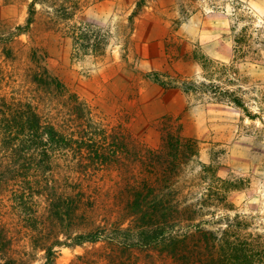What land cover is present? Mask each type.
I'll list each match as a JSON object with an SVG mask.
<instances>
[{"label": "rangeland", "instance_id": "rangeland-1", "mask_svg": "<svg viewBox=\"0 0 264 264\" xmlns=\"http://www.w3.org/2000/svg\"><path fill=\"white\" fill-rule=\"evenodd\" d=\"M32 1L0 0V94L31 99L70 142L33 184L0 189L8 254L44 264L43 244L65 240L48 205L55 190L82 193L70 233L104 235L56 247L54 264H227L224 231L264 256V0H37L29 31L8 41ZM43 69L64 95L34 82ZM191 82L235 91L255 118L186 94ZM145 183L165 200L166 245L138 244L130 206Z\"/></svg>", "mask_w": 264, "mask_h": 264}, {"label": "trees", "instance_id": "trees-1", "mask_svg": "<svg viewBox=\"0 0 264 264\" xmlns=\"http://www.w3.org/2000/svg\"><path fill=\"white\" fill-rule=\"evenodd\" d=\"M37 0H33L28 9V17L24 26H17L15 32L11 31L8 41L17 35L26 33L31 28L36 14ZM139 6V4H138ZM247 40L251 36H246ZM243 33L238 36L236 43L237 53L241 51L243 41L246 40ZM6 39L0 38V42ZM6 58L13 57V52L10 48L3 50ZM227 70V67L223 68ZM237 79L238 74H227ZM34 82L38 86L48 89V91L59 92L64 95L67 91L63 83L48 73L47 70L38 71L33 76ZM232 79L229 80V82ZM182 90L186 93H194L202 91V93L210 92L219 102H224L233 105L247 115L248 118L254 119L249 112V107L243 97L235 91L224 89L223 87L202 82L199 85L195 82L184 83ZM76 106L75 110L81 109V104L73 98ZM38 108L31 99L20 100L14 96L0 94V189L10 181L17 177H24L21 181L26 184H33L34 173L47 172L53 167V159L60 151L66 150V145L69 144V138L60 132L53 124L43 120L38 113ZM49 184V183H48ZM54 188V187H53ZM52 188V189H53ZM154 188H150L146 183L133 190V200L131 202V211L139 217L141 225L136 229L137 241L139 245L144 247L167 244V208L165 200L162 196H154ZM53 196H47L49 210L54 221L59 225V232L64 235L65 240L56 238L52 242H45L42 246L44 251L45 263L54 264L57 251L56 247L61 246H77L84 243L97 242L104 235L102 228H95L88 232L72 234L70 227L77 217L79 201L81 194L67 195L52 190ZM152 195V196H151ZM25 195L20 196V200H25ZM79 197V200L76 198ZM150 209V210H149ZM153 212V214H152ZM68 228V229H67ZM131 230L123 234L130 233ZM122 232V231H121ZM124 232V231H123ZM222 247L219 249V259L227 264H256L257 258L261 259V250H256L254 240L242 242L240 238L229 236L227 231H224ZM228 236V237H227ZM0 234V255L2 264H25L21 259L15 258L8 254L9 244L5 243ZM233 237V241L229 238ZM175 238L171 239L167 247L175 245ZM137 244V245H138ZM134 245V244H133Z\"/></svg>", "mask_w": 264, "mask_h": 264}]
</instances>
